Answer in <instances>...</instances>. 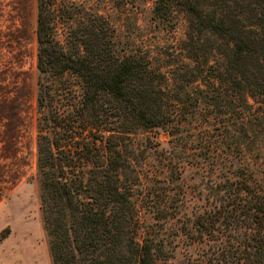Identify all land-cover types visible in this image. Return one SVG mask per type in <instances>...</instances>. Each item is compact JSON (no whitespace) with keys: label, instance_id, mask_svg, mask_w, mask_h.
<instances>
[{"label":"trees","instance_id":"1","mask_svg":"<svg viewBox=\"0 0 264 264\" xmlns=\"http://www.w3.org/2000/svg\"><path fill=\"white\" fill-rule=\"evenodd\" d=\"M152 2L164 25L177 12L187 18L189 61L177 70L148 46L122 42L111 18L84 1L37 0V178L53 264H161L153 240L137 238L127 140L138 133L168 132L179 170L197 139L205 155L220 153L211 120H188L207 108L236 106L241 126L264 137V0ZM189 128L199 131L190 140ZM253 158L228 165L205 156V170L224 171L210 187L224 191L236 226L255 230L242 257L264 264V169ZM10 231H0V243ZM224 250L219 258L234 261Z\"/></svg>","mask_w":264,"mask_h":264},{"label":"rangeland","instance_id":"2","mask_svg":"<svg viewBox=\"0 0 264 264\" xmlns=\"http://www.w3.org/2000/svg\"><path fill=\"white\" fill-rule=\"evenodd\" d=\"M78 1L111 18L122 42L134 48L148 46L171 69L180 68L182 59L189 61L182 49L188 28L183 12L164 25L152 18V0ZM36 27L37 0H0V231L11 228L0 243V264H53L37 178ZM206 111L188 120L204 125V116L211 120L210 137L218 141L220 153L205 155L197 139L192 149L180 154L186 165L182 170L175 166L178 159L173 157L174 140L168 132L145 131L127 140L132 156L128 178L133 181L139 218L137 238L153 240L161 264H253L241 254L249 252L246 241L255 230L244 223L235 225L222 205L224 191L217 194L210 187L224 171L207 167L214 170L210 179L205 156L211 160L217 154L228 165L254 157L260 172L264 162L256 154L258 146H263L264 156V137L255 136L248 124L241 126L236 106ZM189 129L190 140L199 131ZM209 218L213 221L205 229L201 222ZM222 250L235 251L237 257L223 261Z\"/></svg>","mask_w":264,"mask_h":264}]
</instances>
